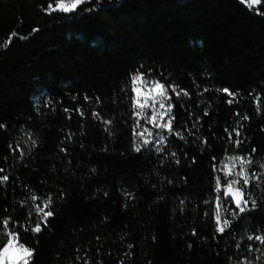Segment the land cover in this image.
<instances>
[{
  "label": "trees",
  "instance_id": "16d2710c",
  "mask_svg": "<svg viewBox=\"0 0 264 264\" xmlns=\"http://www.w3.org/2000/svg\"><path fill=\"white\" fill-rule=\"evenodd\" d=\"M49 4L0 0V229L10 218L31 264H264L248 239L264 235V0ZM137 73L188 93L169 88L183 139L136 126ZM229 156L259 176L244 212L215 191L234 178L220 171ZM49 196L54 214L31 232Z\"/></svg>",
  "mask_w": 264,
  "mask_h": 264
},
{
  "label": "snow or ice",
  "instance_id": "6c2138e0",
  "mask_svg": "<svg viewBox=\"0 0 264 264\" xmlns=\"http://www.w3.org/2000/svg\"><path fill=\"white\" fill-rule=\"evenodd\" d=\"M87 0H56L55 7L52 4L48 5V11H62V12H73L77 9L79 5L86 3ZM249 8H252L253 5L260 4L261 0H242ZM12 36H15L16 33H12ZM10 42V41H9ZM131 86L132 92L134 93L132 100V108L135 110L134 115L138 117L136 121V126H140V120H146L147 123L153 125L154 128H162L166 129L167 132L171 134H175L176 136L183 139V136L180 132H174L172 128V121L175 119L174 116L171 115L173 110V104L171 103V95H169V88H171L172 93H174L177 97L181 95L183 92L184 95H188L185 90L177 91V86L169 85L165 86L159 81L155 80H145L143 73H137L131 76ZM207 91V89H205ZM223 92L227 93L230 97H235L234 93L229 92L228 89H223ZM87 99V97H86ZM228 103H232V99L227 101ZM145 109L151 110V115L145 111ZM67 111V110H66ZM83 115V113H81ZM97 118H99L97 113L93 114ZM165 117H168L165 120ZM243 119H247V117H243ZM106 125L111 124V121H104ZM3 127V125H0ZM107 130V129H106ZM227 131V129L225 130ZM233 132L237 137L240 136V131L238 129H233ZM147 133V136L145 135ZM233 133H228L229 138H231ZM136 136L141 138V143L146 145L151 143V141L147 138L152 135V132L148 129H144L143 131L135 133ZM29 139L31 137L29 136ZM164 138L161 137V142H163ZM35 144V141H32ZM235 145L239 147L241 141L237 139L234 141ZM141 150V144L135 145V151L139 152ZM255 150H253L254 152ZM23 155V153H21ZM175 156V153H173ZM179 163V160L176 161ZM238 162V164H237ZM252 164L251 157H243V156H229L226 157V160L222 162L220 171L224 172L226 177H234L233 179L226 180L225 185H221L220 177L217 176L215 178V191L217 193L221 192L222 187L224 188V195L230 196L232 202L236 205V208L239 209L240 212H244L246 210V205L248 204V199L245 198V190L250 182L255 178L257 181L259 180V176L256 173L249 174L246 166H250ZM264 167V165H261ZM238 168V170H237ZM3 169H0L2 172ZM8 180L7 176H0V183L6 182ZM33 201L40 199L39 197L33 196ZM217 207L215 210V223L217 225L216 231L219 233H223L226 228H228L231 224V221L225 219L223 223H221V211H220V197H216ZM52 203L51 196H49L46 200H43L42 205L36 204L35 210L38 215V220L34 227L30 229L31 232L40 233L43 226H47L48 218L53 216V212L50 210H46L49 208ZM255 201H253V205ZM31 215V213H29ZM10 218L2 221V229H0V264H31L32 257L34 255V250L29 249L25 245L20 242L19 232L13 231L9 226ZM25 231H29L28 228H25ZM249 240L256 239L261 243H264V235L260 236H249Z\"/></svg>",
  "mask_w": 264,
  "mask_h": 264
},
{
  "label": "rangeland",
  "instance_id": "374dc122",
  "mask_svg": "<svg viewBox=\"0 0 264 264\" xmlns=\"http://www.w3.org/2000/svg\"><path fill=\"white\" fill-rule=\"evenodd\" d=\"M145 111L148 112L149 115H151V110L150 109H145ZM167 119H168V117H165V120H167ZM151 126H153V125H151Z\"/></svg>",
  "mask_w": 264,
  "mask_h": 264
}]
</instances>
